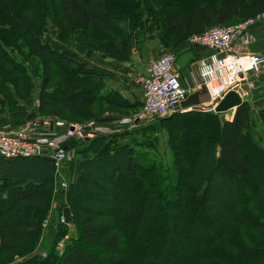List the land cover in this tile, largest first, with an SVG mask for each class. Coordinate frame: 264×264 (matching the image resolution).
Returning <instances> with one entry per match:
<instances>
[{
  "label": "trees",
  "instance_id": "obj_1",
  "mask_svg": "<svg viewBox=\"0 0 264 264\" xmlns=\"http://www.w3.org/2000/svg\"><path fill=\"white\" fill-rule=\"evenodd\" d=\"M171 1L132 0L129 7L115 8L108 0H0V32H8L0 36V63L7 67L0 70V78L16 75L6 61L8 52L31 62L38 60L44 72L40 114L46 105L54 118L63 120L68 111L91 121L96 103H115L116 98L128 106V101L118 92L110 101L102 82L112 80L111 75L90 67L81 54L97 53L126 65L132 61L141 24L144 30L160 31L168 48H177L192 36L264 13V0H193L194 6L185 13L178 6L172 8ZM186 1L176 0V5ZM234 19L242 20L234 24ZM48 23L57 37L56 65L67 78L59 97L45 102L52 72L46 49L40 47L35 34L36 29L49 30ZM193 49L196 55L188 64L198 60V50H204ZM23 80L15 79L12 85ZM13 94L17 97L16 89ZM251 112L246 102L232 122L222 125L216 118L220 114L214 112H178L158 120H178L181 130L179 126L188 120L198 119L208 125L207 132L217 130V136L201 137L197 142L190 139L180 148L174 145V151L192 165L179 179L186 190L197 195L192 210L178 200L165 202L151 182L153 170L139 165L130 145H117L118 136H98L78 148L81 159L75 180L61 190L64 210L70 209V226L77 236L60 254L55 244L42 262L31 256L21 264H264V245L258 252H248L227 241L235 215L248 205L241 198L246 195L243 187L255 204L264 207V150L249 134ZM258 118L264 130V109ZM138 133H146L145 126ZM190 153L193 161L187 158ZM251 155L258 157L256 166ZM56 174L55 164L47 159L0 158V264L23 259L34 250L40 233L36 216L49 210L44 194L53 189Z\"/></svg>",
  "mask_w": 264,
  "mask_h": 264
},
{
  "label": "rangeland",
  "instance_id": "obj_2",
  "mask_svg": "<svg viewBox=\"0 0 264 264\" xmlns=\"http://www.w3.org/2000/svg\"><path fill=\"white\" fill-rule=\"evenodd\" d=\"M131 1L108 0V3L110 6L115 8L119 5L129 7ZM172 3L174 4L173 7L170 5L169 7L175 8L174 6H178V9L184 13L189 11L192 6H194L193 0H187L181 5H176V0H173ZM142 4L144 3L142 2ZM168 10L171 9L168 8ZM241 20L242 19H234L232 22H235L234 24H236ZM49 23V30L44 28L36 29L38 34H35L40 47H45L46 49V59L49 61L52 72V85L46 90L44 97L45 102L48 99L55 100L59 97V93L63 90L65 79L67 78L65 77V71L61 70L62 68L56 65V58H54L56 53L53 51L59 49H55L54 47L57 37L52 34L53 26ZM140 29L141 32H139V37L136 41L132 61L131 63L126 64L127 66L113 62L101 54H81L82 61L88 63L90 67L99 70L102 69L105 73H109L110 75H116L117 80L122 79L124 81H128V83L135 87V90L138 88L134 102H128V106H122V102L120 103L118 99L114 98L115 93L120 91L115 87L117 86L115 85L116 80H113V83H111L112 80L104 79L105 82H102V85L108 89V99L111 101L113 100L112 98H114L116 104L104 102L96 103L93 108V119L91 121H86L85 119L79 118L75 114L66 111L63 116V121L66 123L79 124L95 122L98 133H107V131H123L113 134L114 136H118L116 139L117 145H130L137 155V162L139 165L153 170L155 179H152L151 182L163 195V200L165 202L178 200L183 206L188 205V210H192L196 207L197 195L186 190L179 181L181 176L186 175L185 171L192 169V165L185 160L182 153L174 151V145H179L180 148V146L185 144V142L190 139L197 142L201 140V137L205 138L208 136H217V130L215 133L207 132L206 127H208V125L203 124L198 119L188 120L186 125L179 126L181 127V130H179L177 127L178 120L169 122L162 121L163 123H159V119L141 117L140 115L144 101L142 100L143 91L136 83L137 80L145 74L141 71V65L136 66V64L139 65L141 60L142 66L146 68L151 64V62L157 61L164 55H174L177 59V67L179 69L182 68L181 70L183 72L187 70L188 76L186 77V84L194 86L198 83L197 67L199 61L210 55V53L206 50H198V60L192 64H188V62L196 55L194 54L195 50L189 47L188 43L185 42L177 48H168L161 40L162 35L160 31L155 28L150 31L144 30V26L142 24L140 25ZM6 33L8 32L1 31L0 36L4 37ZM3 52L8 51L3 49ZM8 53L9 58L6 61L10 62V69L14 70L16 75L12 74L6 80H3V77L2 79L0 78V114H3L2 118L0 116V130H16L32 121H35L36 119L46 120L54 118L50 114V107H47L46 105L44 106L45 108L43 114H40L39 111L41 108L40 92L42 90L44 73L42 70L43 68L39 65L40 61L35 60L36 62H31L20 55H13L10 52ZM4 66L6 67L4 63H0V70ZM68 67L70 66L68 65ZM7 72H9V69ZM263 77L264 76H261L260 79L256 81L254 76H251L249 78V83L243 88V94L245 100L257 102V108H255V105L253 104L255 110H252L251 112L252 125L250 127L249 134L254 141L257 142L258 147L264 150V130L260 126L258 118V111H260L263 107L261 106L263 104L261 99L264 100V96L262 98L258 96L259 99H256V94L259 92V89L264 86ZM135 78L136 80H133ZM15 79L24 80L23 82L18 83L17 86H14L12 83ZM126 87L127 86L124 84L123 88L127 89ZM14 89H16L18 101L17 97L13 94ZM140 90L142 92H140ZM1 92H3V94H1ZM137 98L140 99L136 100ZM200 99V97L191 98L187 104L197 105L199 102L201 103L204 100H207V97L203 95V99ZM4 101L6 103L2 105ZM235 113H237V110ZM232 117L233 112H228L217 115L216 118L218 119L220 125H222L223 122L233 121L234 119L232 120ZM215 125L217 126V123ZM101 126L104 127V131L99 132ZM142 126H145L146 133L144 134L138 133V129ZM220 127L221 126H219V128ZM189 155L190 156L187 155L188 160L193 161L195 159L194 155L191 153ZM257 158L258 157L255 155H251L250 157V160L255 166ZM70 162L71 159L68 163ZM257 168L260 170L262 169L261 167ZM181 171H184V173H180ZM75 177L76 168L73 166L72 162V168H70V170L65 169L60 175H58L53 189L44 194L45 197L49 199L50 206L48 211L39 213L36 216L40 224V233L34 250L27 254L25 258L14 260L10 264H21V262L23 263L31 256L38 259L39 262H42L46 259L49 250L55 244H58L57 253L60 254L62 247H59V245L64 244L66 246L71 238L77 236V230L74 227L62 224L65 198L64 193L60 188L62 183L73 181ZM233 180L236 182V179L233 178ZM262 182L264 183L263 180ZM243 190L246 195L244 197L241 196V193L239 195L248 205L241 208L235 215V220L230 227L227 241H231L232 245L237 247V249L243 248V250L248 252H258V248L264 245V207L255 204V201L251 199V196L247 191V187H243ZM192 219L193 217L190 220ZM242 225H244V227H242ZM247 227L250 229H246ZM221 244L224 245V243ZM216 247L217 246L213 247V249ZM228 252L234 255L240 254V252H235L231 249H228ZM125 255H127V251ZM256 263L257 262H254V264Z\"/></svg>",
  "mask_w": 264,
  "mask_h": 264
},
{
  "label": "built area",
  "instance_id": "obj_3",
  "mask_svg": "<svg viewBox=\"0 0 264 264\" xmlns=\"http://www.w3.org/2000/svg\"><path fill=\"white\" fill-rule=\"evenodd\" d=\"M262 23L264 13L236 25L215 27L190 37L187 41L189 46L211 53L199 64L198 83L194 86L184 84L174 55H164L152 62L145 75L137 80L144 95L140 116L165 119L178 112L215 113V109L230 93L236 92L244 97L243 88L249 83V78L254 76L257 81L264 75V55L242 54L236 47L250 30ZM248 44L244 42V45ZM200 92L207 94L208 103L185 108L184 104ZM100 134L95 122L79 124L66 123L57 118L36 119L16 130H0V158L48 159L55 164L58 176L70 160L67 151L69 142L91 141ZM60 188L66 190L68 184L62 183ZM62 223H65L63 218Z\"/></svg>",
  "mask_w": 264,
  "mask_h": 264
},
{
  "label": "crops",
  "instance_id": "obj_4",
  "mask_svg": "<svg viewBox=\"0 0 264 264\" xmlns=\"http://www.w3.org/2000/svg\"><path fill=\"white\" fill-rule=\"evenodd\" d=\"M257 29H253V30H251L250 31V33H248L245 37H244V39L243 40H241V41H239L238 43H237V51L238 52H240V53H242V54H257V55H264V23H262L261 25H259L258 27H256ZM244 42H249V44L246 46V45H244ZM253 44V45H252ZM204 59V58H203ZM113 62H115V61H113ZM134 64H135V60H134ZM141 65V71H142V73L143 74H145L146 73V70H147V68L148 67H143L142 66V62H141V60H140V62H139V65L138 64H136V66H140ZM127 66V65H126ZM101 71H103L102 69H101ZM103 72H105V71H103ZM109 74V73H108ZM181 74H182V78H183V82H184V84L186 85V86H188L187 84H186V77L188 76V73H187V70L186 71H181ZM264 76V75H263ZM111 77H112V82L111 83H113V80H116L115 81V85H117V86H115L114 84V86L116 87V89H118V90H120V91H118V94H120L121 96H123L124 97V99L126 100V101H128L129 103H133L134 102V98H136V95H137V90H138V88H137V90H135V87H133V85L132 84H130V83H128V81H124V80H120V79H118L117 80V76L116 75H111ZM264 78V77H263ZM262 78V79H263ZM133 80H136V78L135 79H133ZM126 85L127 87V89H124L123 88V85ZM137 84V83H136ZM137 86H139V85H137ZM118 87V88H117ZM115 89V90H116ZM130 89V90H129ZM140 92H142L141 90H140ZM203 95H205L206 97H207V100H204L203 102H199L198 104H203V103H207L208 101H209V99H208V96H207V94H205V93H203V92H200V93H197V95H195V96H193V98L194 97H200L201 99H203ZM142 96H143V92H142ZM258 96H260L261 98L264 96V86H262L260 89H259V92L256 94V99H259V97ZM141 98V97H140ZM139 98V99H140ZM144 98V97H143ZM143 98H142V100H143ZM138 98L136 99V100H139ZM200 99V100H201ZM135 100V101H136ZM245 103L246 102H248L249 104H250V106H251V109L252 110H255V108H257L256 106V104H257V102H250V100H243ZM261 101L263 102V104L261 105V106H263L261 109H260V111L261 110H263L264 109V100H262L261 99ZM253 104L255 105V108H254V106H253ZM236 110L237 109H235V110H233V111H231V112H233V117H232V120L234 119V116H235V112H236ZM259 112V111H258ZM107 116V115H106ZM232 122V121H231ZM103 123V122H102ZM102 123H100V124H102ZM100 131H104V127L103 126H101L100 127V129H99ZM130 130V129H129ZM108 133L106 134V136H108V135H111V132L110 131H107ZM110 132V133H109ZM115 132V131H114ZM119 132H122V131H116L115 133H113V134H116V133H119ZM104 133V135H105V133L106 132H103ZM103 133L102 134H100V135H103ZM79 149L78 150H76V151H71V153H70V159H71V162L70 163H67V166H71L72 167V162H73V166L77 169V167H78V164H79V162H80V156H79ZM76 155V156H75ZM75 156V157H74ZM73 157H74V159H73ZM57 180V179H56ZM55 180V181H56ZM75 180V179H74Z\"/></svg>",
  "mask_w": 264,
  "mask_h": 264
},
{
  "label": "water",
  "instance_id": "obj_5",
  "mask_svg": "<svg viewBox=\"0 0 264 264\" xmlns=\"http://www.w3.org/2000/svg\"><path fill=\"white\" fill-rule=\"evenodd\" d=\"M245 102L241 98V96L236 93L232 92L228 96L225 97V99L219 104V106L215 109L217 114H225L228 113L234 109H238L243 105ZM89 142V140H78V141H70L68 147L70 149H74L77 145L79 147L85 146V144ZM64 219L67 225L71 224V211L69 208H66L64 210Z\"/></svg>",
  "mask_w": 264,
  "mask_h": 264
}]
</instances>
